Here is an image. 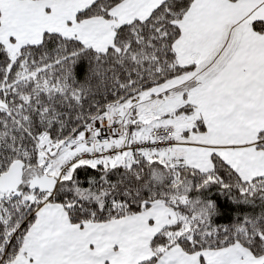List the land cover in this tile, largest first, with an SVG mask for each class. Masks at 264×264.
I'll use <instances>...</instances> for the list:
<instances>
[{"label": "snow or ice", "instance_id": "snow-or-ice-1", "mask_svg": "<svg viewBox=\"0 0 264 264\" xmlns=\"http://www.w3.org/2000/svg\"><path fill=\"white\" fill-rule=\"evenodd\" d=\"M0 264H264V0H0Z\"/></svg>", "mask_w": 264, "mask_h": 264}, {"label": "trees", "instance_id": "trees-1", "mask_svg": "<svg viewBox=\"0 0 264 264\" xmlns=\"http://www.w3.org/2000/svg\"><path fill=\"white\" fill-rule=\"evenodd\" d=\"M202 196L205 200L215 203L217 214L213 217V221L217 224L231 223L237 212L243 210L242 205L233 203L227 193L222 192L215 186L207 189Z\"/></svg>", "mask_w": 264, "mask_h": 264}]
</instances>
